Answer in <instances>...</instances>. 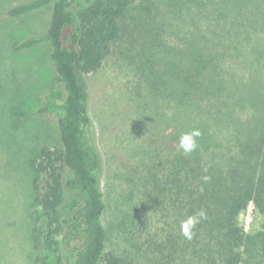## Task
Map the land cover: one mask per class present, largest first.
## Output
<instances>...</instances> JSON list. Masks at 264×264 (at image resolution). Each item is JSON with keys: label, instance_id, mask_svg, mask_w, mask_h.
<instances>
[{"label": "trees", "instance_id": "1", "mask_svg": "<svg viewBox=\"0 0 264 264\" xmlns=\"http://www.w3.org/2000/svg\"><path fill=\"white\" fill-rule=\"evenodd\" d=\"M225 8L228 17L240 9L236 29L214 25L224 33L217 43L200 35L178 51L162 40L155 0H24L5 11L2 21L49 11L44 34L12 47L47 48L51 77L34 116L52 119L58 134L37 151L29 181L31 264H264V75L250 66L264 63V0ZM116 56L132 79L108 116L109 125L127 120L114 136L120 253L106 251L104 162L86 81ZM193 129L202 135L186 156L178 138ZM248 203L262 218L253 234L237 221ZM199 210L207 218L188 240L180 223Z\"/></svg>", "mask_w": 264, "mask_h": 264}, {"label": "rangeland", "instance_id": "2", "mask_svg": "<svg viewBox=\"0 0 264 264\" xmlns=\"http://www.w3.org/2000/svg\"><path fill=\"white\" fill-rule=\"evenodd\" d=\"M22 1L0 0V264H31L35 259L27 236L29 181L37 161V151L43 146L53 148L58 144L52 119L34 116L42 104L51 77L48 50L43 46L18 53L12 50L14 44L44 34L49 11L2 21L5 11ZM229 2L233 3V0H155L164 20L162 40L166 47L178 51L184 49L190 40L201 37L217 43V34L222 36L224 33H218L219 28L214 25L237 28L234 20L241 11L239 8L230 9L229 17L226 16L225 4ZM242 13L245 15L247 11ZM226 17L231 20L226 21ZM244 32L242 29L241 35L235 38L228 36L239 44L236 39L238 36L242 38ZM262 32L259 35L264 44ZM248 50L251 51L250 48ZM263 65L252 62L250 66L256 73L264 75V69L259 67ZM129 80L132 79L128 68L118 56L108 59L101 72L86 78L90 90V114L104 162L101 187L107 205L103 216L109 233L106 251L117 253L124 250L115 228L117 210L122 209L119 198L122 179L118 172L122 149L118 148L114 136L118 130H123L121 122L126 123L127 120L121 114L109 125L108 116L113 112L114 103H120L126 87L130 88ZM248 205L243 210L252 222L247 231L242 221L239 225L247 234H253L260 230L262 218L253 204L251 212H248Z\"/></svg>", "mask_w": 264, "mask_h": 264}, {"label": "clouds", "instance_id": "3", "mask_svg": "<svg viewBox=\"0 0 264 264\" xmlns=\"http://www.w3.org/2000/svg\"><path fill=\"white\" fill-rule=\"evenodd\" d=\"M202 135L200 130L198 129H193L189 132L182 133L179 138H178V151H181L184 155H190L194 151L197 150L198 148V138ZM205 183H207L210 180L209 176H203L201 178ZM252 204L249 203L248 205V212H251L252 210ZM206 212L204 210H199L195 214L188 216L185 220H182L180 223V230H181V235L188 239L191 240L193 239V236L195 235L194 229L197 224L200 223L202 219H206ZM237 221L243 222L245 225V231L248 230V225L251 224V217L246 215L245 211L241 209Z\"/></svg>", "mask_w": 264, "mask_h": 264}]
</instances>
